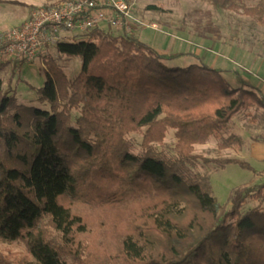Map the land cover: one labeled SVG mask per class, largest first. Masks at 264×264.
I'll use <instances>...</instances> for the list:
<instances>
[{"label": "trees", "instance_id": "1", "mask_svg": "<svg viewBox=\"0 0 264 264\" xmlns=\"http://www.w3.org/2000/svg\"><path fill=\"white\" fill-rule=\"evenodd\" d=\"M208 1L264 26V0ZM116 30L99 25L56 42L59 58L79 57L82 68L71 79L48 59L36 91L49 109L20 103L0 62V239L27 250L0 251V264H264V206L246 209L264 202V182L236 188L227 209L194 169L203 159L256 172L195 146H242L243 136L224 132L241 111L264 110L263 90L238 71L233 86L209 63L169 66L185 54ZM131 133L143 136L139 152Z\"/></svg>", "mask_w": 264, "mask_h": 264}, {"label": "rangeland", "instance_id": "2", "mask_svg": "<svg viewBox=\"0 0 264 264\" xmlns=\"http://www.w3.org/2000/svg\"><path fill=\"white\" fill-rule=\"evenodd\" d=\"M129 1L135 26L133 32H136L143 42L161 52L185 54L166 61L169 66L209 63L222 68L225 77L233 86H239L234 75V71H238L264 92V26L254 18L242 12L217 9L208 0ZM259 1L247 0L246 3L252 6ZM41 2L42 0H0V44L5 33L18 26L27 14L37 8L35 5H40ZM151 5L158 7V10L149 9ZM109 27L112 32L117 31L114 26ZM75 33L77 34L75 31H67L62 39L66 37L64 41L76 42L89 34L80 32V35L75 36ZM55 44L56 42H53L44 47L34 60L25 61L21 65L11 60L3 62L1 77L5 84L12 77V87L20 103L49 109L48 103L37 102L36 89L43 86L46 80L48 59L59 58ZM57 61L71 79L76 77L82 68V60L79 57L61 56ZM78 115V110L72 111L74 120ZM232 134L243 136L242 146L221 149L218 146L219 140L214 138L195 146V153L209 160L239 157L248 161L256 170L254 172L236 163L222 167L216 162L203 159L196 163L195 171L210 176L213 195L227 209L231 207L230 195L236 188L264 182V163L252 156L247 157L250 142L264 136V110L251 108L235 115L224 132V138ZM129 137L135 144V151L139 152L142 134L131 133ZM175 141V131L170 129L166 138L170 149ZM258 205L264 206V202H250L246 209ZM0 251L7 255L27 254L25 245L20 241L9 242L0 239Z\"/></svg>", "mask_w": 264, "mask_h": 264}, {"label": "built area", "instance_id": "3", "mask_svg": "<svg viewBox=\"0 0 264 264\" xmlns=\"http://www.w3.org/2000/svg\"><path fill=\"white\" fill-rule=\"evenodd\" d=\"M104 23L125 33L133 32L131 2L63 0L55 5L38 6L21 24L5 33L0 44V62L32 61L41 49L59 41V33L86 31Z\"/></svg>", "mask_w": 264, "mask_h": 264}, {"label": "crops", "instance_id": "4", "mask_svg": "<svg viewBox=\"0 0 264 264\" xmlns=\"http://www.w3.org/2000/svg\"><path fill=\"white\" fill-rule=\"evenodd\" d=\"M62 0H42L41 4L40 5H35L36 7L38 6H43V4H47L46 6H50L51 4H58L60 3ZM58 2V3H57ZM30 14V13H29ZM27 14V16L29 15ZM27 16L21 21V23L27 18ZM20 23V24H21ZM103 27H108L109 26L107 24H102ZM111 29V28H110ZM75 32H77V34L75 36H78L80 35V32H83V31H80V30H73ZM67 32V31H64V32H61L58 34L59 36V40H63L62 37L65 35L64 33ZM248 150H249V154L247 155L248 156H252L255 160L259 161V162H263L264 163V140H252V142H250L249 146H248Z\"/></svg>", "mask_w": 264, "mask_h": 264}]
</instances>
